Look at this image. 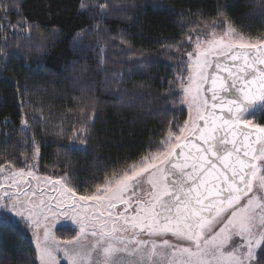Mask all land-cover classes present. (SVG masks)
I'll return each mask as SVG.
<instances>
[{
  "label": "snow or ice",
  "instance_id": "6c2138e0",
  "mask_svg": "<svg viewBox=\"0 0 264 264\" xmlns=\"http://www.w3.org/2000/svg\"><path fill=\"white\" fill-rule=\"evenodd\" d=\"M14 8L19 16L17 0H0V28L13 33L27 23H12ZM196 15L209 31L189 13L188 33L169 45L180 54L173 83L188 118L169 122L166 136L138 160L126 158L122 174L83 195L66 176L51 181L58 195L45 196L40 184L50 177L26 162L5 158L7 167L0 165L8 172L0 183V227L8 220L30 231L39 264H264V37L237 31L226 16L219 23L220 9L217 18ZM112 83H123V74ZM31 144L35 159V136ZM61 217L71 221L61 228L74 235L58 240L52 228Z\"/></svg>",
  "mask_w": 264,
  "mask_h": 264
},
{
  "label": "trees",
  "instance_id": "16d2710c",
  "mask_svg": "<svg viewBox=\"0 0 264 264\" xmlns=\"http://www.w3.org/2000/svg\"><path fill=\"white\" fill-rule=\"evenodd\" d=\"M17 6L19 16L14 8L10 19L26 18L25 27L0 28V165L7 167L5 158L18 166L35 162L36 174L69 176L80 195L122 174L126 158L131 164L154 149L169 122L187 119L173 83L179 59L169 45L188 33L189 13L209 31L196 13L217 18L220 9L219 23L226 16L237 31L264 37V0H17ZM121 73L123 83H112ZM88 125L87 133L74 132ZM33 136L40 146L35 159ZM56 235L74 233L60 227ZM29 261L38 264L29 231L3 220L0 264Z\"/></svg>",
  "mask_w": 264,
  "mask_h": 264
},
{
  "label": "rangeland",
  "instance_id": "374dc122",
  "mask_svg": "<svg viewBox=\"0 0 264 264\" xmlns=\"http://www.w3.org/2000/svg\"><path fill=\"white\" fill-rule=\"evenodd\" d=\"M193 47H194V45H193ZM190 50H191V49H190ZM171 55L174 56L176 59H180V54H178V53L176 52V50L173 51V52L171 53ZM183 58H184L185 60H187V57H186V56H184ZM180 93H181V97H182L183 94H182V92H181V89H180ZM183 106H184V108H185V110H186L187 118H188V109H187V105H183ZM31 167H32V169L35 171V174H36V163L34 162V164H33ZM7 175H8V172L0 173V183L5 182V177H6ZM36 175H38V174H36ZM38 176H40V175H38ZM40 177L43 178V176H40ZM51 181H54V180L51 179L49 182H47L46 185H45V184H40V187H44V188H45V196H56V195H58V192H57V191H54L53 188L58 189V188H59V185H53V184L51 183ZM32 183H33V185H36V184H38L39 182H38V181H32ZM262 194H264V193H262ZM38 195H39V193H38ZM9 215H10V214H9ZM63 223L71 224V221H70V220L65 221V219H64L63 217H61L60 220L57 221V222L55 223V227L52 228V231H53L54 234H56V230H57L58 228H60V227H61V224H63ZM42 231H43V230H41V236H42ZM29 233H30V237H31V243H32V246H33V248H34L35 255H36L34 237L32 236V234H31L30 231H29ZM56 236H57V235H56ZM57 239L60 240L58 237H57ZM169 239L174 240L172 237H169ZM177 243H180V242H177ZM56 255H57L58 257H60V256H62V253H56ZM36 261H37V263L39 264V261H38V260H36ZM61 264H67V262L64 261V260H61Z\"/></svg>",
  "mask_w": 264,
  "mask_h": 264
},
{
  "label": "water",
  "instance_id": "95a60500",
  "mask_svg": "<svg viewBox=\"0 0 264 264\" xmlns=\"http://www.w3.org/2000/svg\"><path fill=\"white\" fill-rule=\"evenodd\" d=\"M174 239V238H173ZM180 243H183V242H180Z\"/></svg>",
  "mask_w": 264,
  "mask_h": 264
},
{
  "label": "flooded vegetation",
  "instance_id": "af4514ba",
  "mask_svg": "<svg viewBox=\"0 0 264 264\" xmlns=\"http://www.w3.org/2000/svg\"><path fill=\"white\" fill-rule=\"evenodd\" d=\"M122 207V206H121Z\"/></svg>",
  "mask_w": 264,
  "mask_h": 264
}]
</instances>
